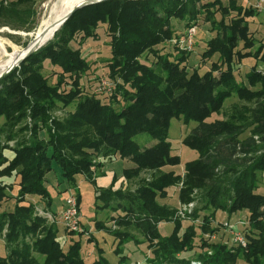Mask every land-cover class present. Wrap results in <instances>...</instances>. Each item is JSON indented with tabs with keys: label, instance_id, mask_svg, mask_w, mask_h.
<instances>
[{
	"label": "trees",
	"instance_id": "16d2710c",
	"mask_svg": "<svg viewBox=\"0 0 264 264\" xmlns=\"http://www.w3.org/2000/svg\"><path fill=\"white\" fill-rule=\"evenodd\" d=\"M37 1L0 0V24L32 29ZM260 1L90 4L59 30L58 24L51 40L0 79V264H113L95 236L87 240L88 246L94 242L93 252L81 238L87 230L50 223L37 213L36 202L59 213L52 210L47 178L58 166L66 183L63 192L72 189L80 208L79 177L96 186L103 159L117 155L132 163L122 170L125 178L151 175L141 178L135 190L97 187L102 206L113 202V209L123 211L112 215L123 229L95 224L111 233L118 264L125 262L119 252L129 234L124 228L132 225L147 237L146 264H264V192L259 190L264 177V38L251 26ZM101 24L111 38L107 94L93 88V80L101 79L89 76L91 63L72 45L77 35L96 38ZM204 24L209 26L198 53L202 64L191 68L187 60L198 31L193 48L182 41L190 27ZM166 44L171 51L162 50ZM46 60L58 68L54 82L43 73ZM232 97L238 101L231 111L209 120ZM173 118L197 122L183 144L199 156L185 163L183 173L176 169L181 156L173 153L168 139ZM139 133H148L155 144L142 149L134 139ZM176 187L171 204L167 197ZM191 201L195 206L184 219L193 215L200 221L184 224L176 217L177 205ZM219 210L229 222L245 213V246L229 242L226 232L219 240L207 237L218 230L213 218ZM170 223L173 228L165 233Z\"/></svg>",
	"mask_w": 264,
	"mask_h": 264
},
{
	"label": "rangeland",
	"instance_id": "374dc122",
	"mask_svg": "<svg viewBox=\"0 0 264 264\" xmlns=\"http://www.w3.org/2000/svg\"><path fill=\"white\" fill-rule=\"evenodd\" d=\"M50 1L51 0H39L35 3L34 9L36 11V15H35V22L33 23L34 27L32 29L13 28L10 25L0 24V41L2 39H5L11 44H15L20 47H25L27 44H29L32 41L31 33L37 30V27L40 26V23H41L40 21H42L49 14V11H50L49 8L51 6ZM244 1L250 2L252 4H256L259 0H244ZM261 2H262L261 3L262 5L258 6L259 14L255 16V18L252 19V22H251V26L255 30L256 36L259 39L264 38V1H261ZM173 22L176 25L178 24L176 20H174ZM208 26L209 24H204L201 27L198 26V29H197V26H192V27H196V30L198 32L196 34V39H195V42H197V44L194 46V48L192 45L193 52L191 53V55L189 56L187 60V64L191 68L197 67L200 63L202 64V60L198 53H200L203 50L204 42L201 40V38L204 37V31L207 30L206 28ZM2 27H6V29L1 30ZM96 32H97L96 38L94 37V38H89V39H84V40H82L81 35H77L76 40L72 43V45L74 48H80L84 56L87 57V59L91 63L92 70L90 71L89 76H91V78L101 79L100 81H97L96 79L93 80V85H94L93 88H95L97 91H102L107 94L110 92V89H109L110 84L108 82V79L105 78V76H106V71L108 69L107 61L111 54V47H110L111 38L107 33L105 24H101ZM258 43L259 42H257V44ZM7 48L12 50V46H7ZM162 50L171 51L172 45L166 44L165 49H162ZM146 57L149 58L148 62L152 63V60H153L152 58H154L152 53H147L145 58ZM145 58L143 60H146ZM245 69L246 68L244 66L242 67L241 70L244 71ZM57 71H58L57 66H54L49 60H46L44 62L43 73L51 80V82L56 81L58 77ZM83 82L84 83L87 82L85 78L83 79ZM106 83H108V85ZM99 86L102 87V89H98ZM105 86L106 88H104ZM236 101H238L237 97H232L228 99L221 113L213 114L209 118V120L225 117L231 111L232 104ZM71 108L72 107H68L64 111L71 109ZM61 113L63 112L59 111L57 112V115H60ZM3 121L4 119L1 118L0 123H2ZM196 125H197V122H190L189 124H186L181 119H178V118H173L171 121V127L169 130L168 139L171 142L173 153L181 156V160H182L181 165L176 167V169H178L182 173L184 170L185 163L187 161L196 159L199 156L196 150L191 149L183 144V138ZM134 139L135 141L139 143L142 149L150 147L154 145L156 142V140L153 139L148 133H139L134 137ZM10 144H12V142ZM114 157H116L115 158L116 160L122 159L118 155ZM111 159L112 158H104L102 162L104 163ZM115 159H112V160H115ZM122 164H125L126 166H132V163L127 161L126 159L124 160V163L122 161ZM98 172L101 173L102 175L104 174V171L102 170V168H99ZM120 175L123 176L122 171ZM150 176H151L150 173L147 174V172H144L139 177H132L129 179L124 178L123 180H121L120 183L113 179L111 180V182H109L107 186H102V187H108L112 184L114 189L121 188L125 191L135 190L139 186L141 178L150 177ZM47 178H48V184L50 186V192L53 196L52 209L55 211H59L65 207V201L67 198V192H63L66 183L63 180L61 168L58 166H55L54 170L49 173ZM79 182H80L79 191L81 193V202H80L81 209L79 208V210L81 212L82 223L84 226H87L88 229L90 227L94 228V232L96 231L94 234H95V237L97 238L96 240L99 242V245L106 250L107 257L110 259V261L113 264H118L119 255L115 253L114 251V249H116L117 246L115 244V241L113 240L111 233L103 229L104 231H102V233L99 234L97 232L99 230H97L95 224H96V221H102L103 223H106L107 226H111L114 229L118 230L122 227H120V225L117 224L116 219H112V215L117 216L120 212H123V211L113 209L112 206L116 205V203H113V202L111 203V206H102L104 202L101 199H98L96 186L92 184L91 182L87 181L86 179H84L83 177H79ZM259 190H262L264 192V177L260 184ZM177 191H178V187L173 189L172 193H170L169 197H167L168 202L175 203L174 201H176L177 199V193H176ZM8 193L12 194L10 190H8ZM13 200H15V198H13L12 201ZM191 202H194V201H191ZM36 203H37L36 211L38 214L46 216L50 223H57L56 221H52V219L47 215V213L49 212L48 210L44 209V206L42 203H38V202ZM185 204L179 202V205L177 206L180 209L181 207L183 208ZM194 205H195V202H194ZM198 205L200 204H197V207ZM38 208H41L42 211L47 212V213L45 214V213L39 212ZM50 213L52 212L50 211ZM52 216H55L54 213ZM130 216H132L131 218H135L137 215H135L134 217L133 215H130ZM192 216L187 217L186 219H184L183 216H179V217L176 216V217L178 219H181L184 224L188 222L199 223L200 219L198 217L195 218V216L193 217ZM227 218L228 217L226 213H222V211L220 210L217 211L216 215L213 218V221H214V224H218V230L217 232L206 233L207 237L210 240H213V241L219 240L222 233L226 232L227 234L225 233L224 238L227 239L229 242L233 241V231L235 230V231L242 232V230L247 224L246 215L243 212L239 213L238 216L235 217L231 222L227 221L228 220ZM57 224L62 225L60 223H57ZM172 228H173V224L170 223L167 226V228L164 229V232L170 233ZM82 230H84L83 227H82ZM124 230H127L129 234H127L126 236L127 239L120 246V250H119L122 256H125V262L123 264H146L147 256L145 253V250H146L145 242L147 240L146 239L147 237H145L143 233L139 231V229H137L136 227L134 228L133 225L128 228H124ZM228 234H229V237H228ZM92 235H93L92 232L88 231L86 232V234H83L81 238L83 239L84 246H87L89 250L94 252L95 251L94 242L93 244L89 246L87 245L88 237L91 238ZM73 236L78 237V234H73ZM1 240H2V237L0 236V242H2ZM235 244H239V243H235ZM239 245H243V244H239ZM1 246L2 245L0 243V247ZM93 252L88 254L89 257L87 256L89 258V261L92 258H94ZM238 264H247V263L241 260L238 262Z\"/></svg>",
	"mask_w": 264,
	"mask_h": 264
},
{
	"label": "bare ground",
	"instance_id": "6f19581e",
	"mask_svg": "<svg viewBox=\"0 0 264 264\" xmlns=\"http://www.w3.org/2000/svg\"><path fill=\"white\" fill-rule=\"evenodd\" d=\"M83 1L86 0H51L49 14L43 20L41 19L40 26L31 33L32 41L28 47H31L36 39H39L41 44L49 41L55 33L59 22L68 15L74 6ZM7 46H12V50L7 48ZM24 51L25 47L11 44L7 40L2 39L0 41V75L17 64Z\"/></svg>",
	"mask_w": 264,
	"mask_h": 264
},
{
	"label": "built area",
	"instance_id": "2783aa9c",
	"mask_svg": "<svg viewBox=\"0 0 264 264\" xmlns=\"http://www.w3.org/2000/svg\"><path fill=\"white\" fill-rule=\"evenodd\" d=\"M264 1V0H261ZM259 2L258 5H262V2ZM6 29V27H2L1 30ZM196 32V27H191L187 31V37L182 41L184 44H188L189 48L192 47L193 36ZM108 85V83H106ZM106 85V86H107ZM106 86L104 88H106ZM102 89V87H101ZM194 202H189L184 205V207L180 208L178 211V215L185 217L186 213L191 212L194 208ZM38 211L41 213H47L38 208ZM47 215L52 219V221H56L57 223L62 224L63 226L67 227L69 230H76L81 231V212L79 210V204L77 200V196L72 189L68 190L67 198L65 201V207L55 216H52L53 213H47ZM233 241L239 244H246L245 237L242 232L240 231H233ZM196 264H202L201 262H197Z\"/></svg>",
	"mask_w": 264,
	"mask_h": 264
},
{
	"label": "crops",
	"instance_id": "0c3cea01",
	"mask_svg": "<svg viewBox=\"0 0 264 264\" xmlns=\"http://www.w3.org/2000/svg\"><path fill=\"white\" fill-rule=\"evenodd\" d=\"M116 157L112 158V159H115ZM111 159V160H112ZM108 160L107 162H104L102 164V166L100 168H102V170L104 171V174H100L98 176H96V188L97 187H102V186H107L109 184V182H111V180H116L117 182H121V180H123L125 177L121 176V171L123 170V168L125 167V164H122V161L124 163V160L122 159H119V160ZM121 171H120V170ZM106 174V175H105ZM49 175V174H48ZM47 175V176H48ZM123 177V178H122ZM117 183V184H119ZM66 187V185H65ZM64 187V188H65ZM80 188V187H79ZM98 194V192H97ZM53 210V209H52ZM55 211V210H54ZM62 211L59 210L57 212H60ZM84 229L87 230V232H92V236H95V232H94V228L93 227H90L89 229L87 228V226H84ZM102 231L104 230H99L97 231L99 234L102 233ZM104 237V236H103ZM99 243V242H98Z\"/></svg>",
	"mask_w": 264,
	"mask_h": 264
},
{
	"label": "water",
	"instance_id": "95a60500",
	"mask_svg": "<svg viewBox=\"0 0 264 264\" xmlns=\"http://www.w3.org/2000/svg\"><path fill=\"white\" fill-rule=\"evenodd\" d=\"M102 1H106V0H86V1H83V2H81V3H79V4H77L76 6H74L71 10H70V12L68 13V15L64 18V19H62L61 21H60V26H59V28L57 29V30H59L60 28H61V26L70 18V16L74 13V12H76L77 10H79V9H81V8H83L84 6H87V5H90V4H94V3H98V2H102ZM56 30V31H57ZM55 34V33H54ZM54 34H53V36H54ZM52 36V37H53ZM48 42V41H47ZM46 42V43H47ZM31 43V42H30ZM30 43L29 44H27L26 46H25V51L22 53V56L20 57V59H19V61H18V63L17 64H15L11 69H9L7 72H5V73H2L1 75H0V79L1 78H3L4 76H6L8 73H10L14 68H16L17 66H19V64L23 61V60H25L27 57H29L32 53H34L35 51H37L39 48H41L43 45H45L46 43H44V44H41V43H39V39H36L35 41H33V44H32V46L31 47H28L29 45H30Z\"/></svg>",
	"mask_w": 264,
	"mask_h": 264
}]
</instances>
